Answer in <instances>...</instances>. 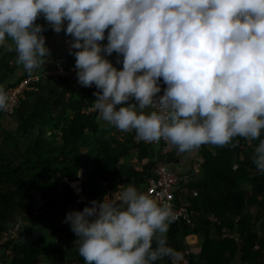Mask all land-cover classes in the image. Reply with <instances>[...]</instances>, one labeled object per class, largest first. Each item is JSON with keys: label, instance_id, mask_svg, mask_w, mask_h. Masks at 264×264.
Wrapping results in <instances>:
<instances>
[{"label": "clouds", "instance_id": "9594fccd", "mask_svg": "<svg viewBox=\"0 0 264 264\" xmlns=\"http://www.w3.org/2000/svg\"><path fill=\"white\" fill-rule=\"evenodd\" d=\"M39 17L70 37L77 82L95 85L107 125L178 152L258 140L251 159L264 175V0H0V44L9 39L27 73L51 57ZM10 103L0 85V111ZM174 219L169 204L128 184L63 222L84 264H177L165 238Z\"/></svg>", "mask_w": 264, "mask_h": 264}, {"label": "trees", "instance_id": "16d2710c", "mask_svg": "<svg viewBox=\"0 0 264 264\" xmlns=\"http://www.w3.org/2000/svg\"><path fill=\"white\" fill-rule=\"evenodd\" d=\"M2 51L0 85L7 91L27 75L14 76L7 85L21 65L15 52L1 56ZM74 63L75 58L62 67L72 73ZM53 79L43 75L14 114L0 118V264H84L78 237L63 222L66 213L128 184L146 193L147 179L162 161L159 148L138 144L131 135L112 146L105 122L83 114L94 104L96 90L71 76L55 78L57 84ZM7 117L15 128L3 124ZM234 142L236 147L204 146L202 177L176 189L178 203L194 215L173 220L165 238L177 255L188 251L190 264H234L237 256L243 263L264 264V175L257 174L251 159L258 140L249 144L237 137ZM133 149L137 161L123 162ZM173 161L172 154L168 162ZM81 170L82 191L76 194L70 183L79 181ZM37 207L45 211L31 217ZM33 220L37 224H27ZM17 223L20 230L12 239L8 231Z\"/></svg>", "mask_w": 264, "mask_h": 264}, {"label": "built area", "instance_id": "2783aa9c", "mask_svg": "<svg viewBox=\"0 0 264 264\" xmlns=\"http://www.w3.org/2000/svg\"><path fill=\"white\" fill-rule=\"evenodd\" d=\"M106 43V39L104 40ZM47 75L53 78H65L70 77L72 75L71 72L65 70L62 66L56 67L51 69ZM41 78L38 76H27L22 81H20L16 86L11 87L7 90V93L11 97V103L7 110L3 111L5 115L12 116L15 112L17 105L19 104L20 100L24 98L25 94L28 91L33 90L32 84L38 83ZM75 80V79H74ZM97 91L95 85L91 86ZM92 104L91 106L85 108L83 110V114L91 115L95 114L98 115L97 110L94 108ZM134 138V141L138 144H145L149 146H159V155L161 157V162L154 168L151 173V176L147 179V190L146 193L153 198H155L158 202H164L171 206L175 219L174 221L186 220L189 221L194 213L189 211L185 206L180 205L178 203L176 197V189L180 186L181 183L187 181V177L179 176L175 171L171 169V164H169L168 159L172 154H174L176 150V146L171 145L164 140H159L158 142H146L143 140H138L135 137L134 130L128 131ZM70 185L73 187L76 194H80L82 191V186L80 182H72ZM117 194L119 191L116 190ZM115 190H110L107 194L114 193ZM194 195H197L195 192ZM85 202V200L83 201ZM45 211V208L37 207L33 209L32 215L39 216ZM216 220V219H214ZM20 230V224L17 223L13 230L8 231L11 234V238L14 239L18 236V231ZM4 240V242H3ZM2 240V244L6 242V238ZM188 251L184 254L177 255V264H190L188 258Z\"/></svg>", "mask_w": 264, "mask_h": 264}, {"label": "crops", "instance_id": "0c3cea01", "mask_svg": "<svg viewBox=\"0 0 264 264\" xmlns=\"http://www.w3.org/2000/svg\"><path fill=\"white\" fill-rule=\"evenodd\" d=\"M36 23L45 25V31L43 32V35L46 37V45L50 49L51 57L50 60L45 63V65H42L41 67L33 70L31 73H27L23 70L22 66L15 72V79L22 77V76H38L41 78L43 75L46 76L47 73L56 67L64 65L67 61L69 62L71 59H74V56L69 54L68 51V41L70 39L69 36H66L64 34V31L62 30L60 33H56L52 31L50 27L47 26V22L44 21L43 17H40L39 21ZM105 33H107V29L105 30ZM10 41L8 38L5 39L3 44H0V47H2V53L1 56H4L9 53H14V51H7V47L9 45ZM100 43L104 44V41H101ZM109 60L112 61V63L116 67H122V65L117 64V54L113 52V54L108 57ZM74 72V74H73ZM72 72V79L77 82L76 73L73 70ZM54 83H56L57 79H53ZM161 90L163 91V88L165 85L161 81ZM57 84V83H56ZM65 85L61 84L60 89L64 88ZM162 91L160 94H162ZM4 116V115H3ZM1 116V118H3ZM4 121V119L2 120ZM104 130L106 134V139H112V146H115L117 143L122 144L124 141H127L131 135L130 132H121L115 127L109 126L106 124L104 125ZM50 133H48L47 136H49ZM132 136V135H131ZM206 146L207 148L214 147L215 145L206 144L201 145L198 149L192 150V151H185V152H178L177 149L175 150L173 154L174 161L171 164V169L175 171L179 176L187 177V181L184 183H189L193 179H200L202 177V170H201V163L203 162L202 158V151L203 147ZM154 147L159 148L158 145H155ZM136 162L137 161V151L131 150L129 157H127L123 162ZM60 175V174H59ZM80 175H83V170L80 171ZM81 186L82 181L79 179ZM246 189H251L250 186H245ZM234 264H247L243 263L240 260V256H237L235 259Z\"/></svg>", "mask_w": 264, "mask_h": 264}, {"label": "rangeland", "instance_id": "374dc122", "mask_svg": "<svg viewBox=\"0 0 264 264\" xmlns=\"http://www.w3.org/2000/svg\"><path fill=\"white\" fill-rule=\"evenodd\" d=\"M3 124H4L6 127H8V128H15V127H16V122H15L13 119L10 120L9 117L4 118ZM78 177H79V179H81V181H82V179H83V175H79ZM31 217H34V216L31 215ZM24 224H26V222H25ZM27 224H34V225H35V224H37V223H36V221L33 220V223H32V222H28ZM3 242H4V240H3Z\"/></svg>", "mask_w": 264, "mask_h": 264}, {"label": "water", "instance_id": "95a60500", "mask_svg": "<svg viewBox=\"0 0 264 264\" xmlns=\"http://www.w3.org/2000/svg\"><path fill=\"white\" fill-rule=\"evenodd\" d=\"M14 78V75L13 76H11L9 79H8V81H7V85L12 81V79ZM3 111H0V118H1V116H3Z\"/></svg>", "mask_w": 264, "mask_h": 264}]
</instances>
